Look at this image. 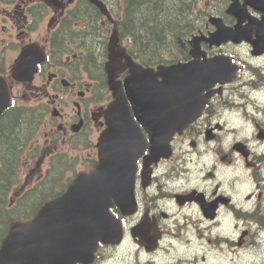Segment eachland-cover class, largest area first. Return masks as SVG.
<instances>
[{"label":"flooded vegetation","instance_id":"af4514ba","mask_svg":"<svg viewBox=\"0 0 264 264\" xmlns=\"http://www.w3.org/2000/svg\"><path fill=\"white\" fill-rule=\"evenodd\" d=\"M91 1L0 0V77L10 85L12 98L11 106L0 115V127L20 121L25 135L15 151L17 155L26 152V165L37 178L33 180L37 184L24 193L18 192V178H6L0 200L1 214L29 218L40 206L39 202L63 192L69 182L66 179L68 169H64L63 164L70 163H64L63 157L69 151H88L86 156L78 155L72 160L80 170L91 169L97 160L98 140L107 127L106 110L113 101L106 68L111 32L108 31L113 21L107 20V15L99 12ZM200 1H189L188 12L180 18V35L170 38V41H177L178 51L155 49L151 53L140 38L138 48L128 47L133 60L145 69L191 59L189 44L194 34L189 35V28H186L195 16L190 13L197 11L198 20L212 12L201 7ZM103 2L120 27L144 28L145 14L136 13L135 0L132 5L131 0ZM223 4L226 5V0ZM133 17L138 19L137 25ZM227 18L233 25V18ZM130 39L131 35L126 41ZM202 47L209 50L207 55L215 53L205 43ZM126 62V58L121 57L114 64L115 73L123 83L131 112L135 113L125 84L132 75ZM254 73L255 78H251L249 84L253 89L260 85V90H264V69L263 72L254 70ZM153 77L154 74L151 79ZM240 83L239 80L235 84ZM222 94L215 95L182 134H176L172 142L173 155L155 166L149 185L142 182L143 160L139 159L137 211L125 218L129 226L124 230L121 244H101L95 257L88 259L90 262L77 264L225 263L226 243L213 227L203 226L207 218L199 205L193 203L195 200L184 206L176 202L195 190L193 196L202 194V199L216 201L218 209L222 208L226 203L235 202L239 192L233 182L226 184L224 179L232 178L238 184L241 174L250 173V187L264 204V121L259 120L263 111L260 108L250 111L252 131L242 139L245 151H239L235 143L229 146V133L220 132L225 128L219 121L225 114L226 101L221 98ZM175 108V105L171 107ZM239 113L240 117L248 116L244 107H240ZM236 133L232 141L241 139L240 133ZM2 151L0 148V166ZM16 160L17 156L10 165V172L17 168ZM46 163L49 165L45 169ZM184 163L187 165L183 166ZM68 167L72 168L70 178L78 168ZM26 182L30 183L29 179ZM37 191L42 194L36 196V201H26L27 196ZM146 206L149 217L156 218L158 227L148 226L135 234L132 228L145 214ZM114 212L120 214L118 209ZM234 244L239 245L237 241ZM232 251L236 254L235 246Z\"/></svg>","mask_w":264,"mask_h":264},{"label":"water","instance_id":"95a60500","mask_svg":"<svg viewBox=\"0 0 264 264\" xmlns=\"http://www.w3.org/2000/svg\"><path fill=\"white\" fill-rule=\"evenodd\" d=\"M225 30L218 25L216 35L220 36ZM224 61L228 60H210L200 70L191 64L174 66L172 70L181 74L183 80L186 75L188 84L199 75L204 78L206 86H212L235 77L237 68ZM147 87L146 80L139 92L147 93ZM183 92L191 94L195 90ZM210 95L207 94L206 100ZM114 96L113 110L116 114L101 136L102 150L96 170L90 174L80 173L70 183L66 193L42 205L33 220L13 222L0 247V264H61L68 259L74 263L88 252L85 248L92 247L94 250L99 240L115 236L113 228L116 221L109 209L116 204L123 207L128 202L121 193L133 189L136 159L145 142L133 129L134 123L122 90L116 87ZM143 97L138 94L131 99L138 101ZM140 107L141 104L134 105L139 119ZM185 127L186 120L179 121L163 115L155 123L157 135H151L153 151L150 157H159L162 152L168 151L175 132Z\"/></svg>","mask_w":264,"mask_h":264},{"label":"trees","instance_id":"16d2710c","mask_svg":"<svg viewBox=\"0 0 264 264\" xmlns=\"http://www.w3.org/2000/svg\"><path fill=\"white\" fill-rule=\"evenodd\" d=\"M134 0H131V5ZM170 4L166 5L163 2H158L157 0H135L133 8H136L135 11L138 14L142 11V14H145L143 19L145 20L144 28L142 30L143 34L139 33V28H131L132 32L137 35V39L142 38L141 40L145 41V47L147 51H154L155 49H166L168 47L170 38H175L177 34H180L182 31L179 28V22L182 15L186 14L187 7L190 2L183 0H170ZM169 8H168V7ZM162 14L166 15V18L162 17ZM134 25H137L138 19L133 17ZM156 23V25H148V23ZM142 36V37H141ZM25 135V130L22 129L21 123L15 122L10 124H3L0 127V148L2 151V160H4V169L0 179V200L3 196L5 179L10 175V165L17 156V151L15 148L19 146L22 138ZM8 172V173H7ZM46 190L44 187L42 192ZM42 193L39 191L35 194L31 193L26 197V201L33 203L37 200L36 196H41ZM36 197V198H35ZM35 198V199H34ZM5 223L3 216L1 218L0 213V236L5 232Z\"/></svg>","mask_w":264,"mask_h":264},{"label":"rangeland","instance_id":"374dc122","mask_svg":"<svg viewBox=\"0 0 264 264\" xmlns=\"http://www.w3.org/2000/svg\"><path fill=\"white\" fill-rule=\"evenodd\" d=\"M239 50H243L245 52V54L247 53L246 48H242V49H239ZM17 157H19L17 159V163H16L18 168H19V171H17V173L16 172L11 173V176H13V179L18 178L17 179L18 180L17 181L18 182V186H17L18 192L19 193H24V190L27 191V190L31 189L37 183L35 181H33L34 178H35L34 175L29 176L30 175V168L26 165V162H25L26 161V157H27L26 152H23V153L19 154ZM66 157L69 158V159H75V158H78V153L76 151H69V154L66 155ZM44 165H45L44 168L46 169L47 166L49 165V163H46ZM74 166L78 167V165H76V164ZM70 170H71V168L68 167V171L66 173L67 174L70 173ZM18 173H19V176L17 175ZM69 175L70 174H68L66 176V179L69 178ZM27 179H29L30 183L26 182ZM22 186H23V188H21Z\"/></svg>","mask_w":264,"mask_h":264}]
</instances>
